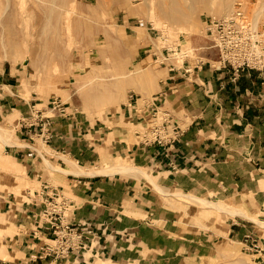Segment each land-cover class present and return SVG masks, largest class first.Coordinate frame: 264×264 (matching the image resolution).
<instances>
[{"label":"crops","instance_id":"crops-1","mask_svg":"<svg viewBox=\"0 0 264 264\" xmlns=\"http://www.w3.org/2000/svg\"><path fill=\"white\" fill-rule=\"evenodd\" d=\"M202 50L195 48V57L179 63L164 47L157 90L123 103L106 119L72 111L57 115L45 143L50 162L60 169H49L39 153L38 128H21L23 146L12 147L13 153L24 156L26 176L36 188L0 198V264H221L228 241L264 264V72L235 74L220 66L212 49ZM11 104L0 97V111ZM153 107L183 129L169 150L145 145L137 134ZM30 151L34 157H26ZM117 160L138 170L109 171ZM54 190L72 204L66 221L93 231L90 247L59 260L40 258L41 246L54 237L39 219ZM167 190L231 200L249 217H229L222 232H197L181 223ZM249 235L258 252L250 249Z\"/></svg>","mask_w":264,"mask_h":264},{"label":"rangeland","instance_id":"rangeland-1","mask_svg":"<svg viewBox=\"0 0 264 264\" xmlns=\"http://www.w3.org/2000/svg\"><path fill=\"white\" fill-rule=\"evenodd\" d=\"M19 1L0 0V97L14 101L0 111L2 199L36 188L26 176L24 157L16 159L12 148L23 146L18 142L22 130L19 123L21 117L31 114L32 106L51 115L48 105L58 98L83 117L106 119L130 102L131 94L144 100L157 90L165 67L164 47L169 50L166 55L170 53L179 63L195 57V48L211 50L205 27L209 16L228 15L243 2L245 10L264 24V0H26L32 17L27 26L34 34L28 41ZM226 5L228 8L221 12ZM139 20L148 25L137 28ZM121 125L130 129L128 124ZM35 138L46 166L60 169L50 162L51 151L45 140ZM136 169L117 160L109 171ZM164 195L178 204L181 223L197 232L225 229L227 219L236 216L238 210L248 215L244 206H236L231 200L208 201L174 190ZM212 203H224L232 209L216 210ZM226 246L219 255L221 264H256L241 251V245L228 241Z\"/></svg>","mask_w":264,"mask_h":264},{"label":"built area","instance_id":"built-area-1","mask_svg":"<svg viewBox=\"0 0 264 264\" xmlns=\"http://www.w3.org/2000/svg\"><path fill=\"white\" fill-rule=\"evenodd\" d=\"M147 25L144 20L138 22L139 27ZM205 27L206 35L210 39L208 48L217 50L221 67L230 68L235 74L244 70L264 72V24L245 10L243 2H239L228 15L209 16L205 20ZM138 99L137 94L129 96L130 102ZM48 106L51 115H46L44 110L37 109V105H34L31 107V114L22 117L19 123L24 129L38 128V135L45 142L51 138V126L56 115L65 116L69 115L70 111L78 112L76 108L68 106L58 98L51 101ZM137 134L143 144H155L169 150L179 142L184 132L180 125L172 120L168 112L159 107H153L150 109L145 128ZM34 156L33 151L26 154L29 158ZM71 208L72 204L68 198L54 190L53 196L46 202L39 217L50 225L54 231V237L41 246L40 258L64 259L75 250L90 247L87 244L89 236L93 235L90 226L82 223L75 225L66 221ZM246 239L254 243L250 249L258 252L256 238L249 235Z\"/></svg>","mask_w":264,"mask_h":264},{"label":"bare ground","instance_id":"bare-ground-1","mask_svg":"<svg viewBox=\"0 0 264 264\" xmlns=\"http://www.w3.org/2000/svg\"><path fill=\"white\" fill-rule=\"evenodd\" d=\"M226 8H228L227 7V5L225 6V7H222L221 8V12H224L225 11V9ZM19 9H20V11L22 12V14L24 13V19H25V22H26V27H25V30H24V37L25 38H27V40H28V38L29 37H34V36H32V35H34V34H32V33H29V30H28V21H29V19L30 18H32V17H30V10L28 9V7H26V0H20L19 1ZM25 12H26V16H25ZM229 13V12H228ZM40 24V23H39ZM37 36V35H36ZM35 36V37H36ZM33 40V39H32ZM29 41V40H28ZM34 42H35V40H34ZM6 143H8V142H6ZM128 168V167H127ZM135 168V167H134ZM129 169H131V167H129ZM132 169H133V167H132ZM126 170H128V169H126ZM136 170H138V169H136ZM131 171V170H130ZM144 175V174H143ZM149 175V174H148ZM148 175H146V173H145V176H148ZM61 189V188H60ZM35 197V196H34ZM192 200V199H191ZM212 204H214V206L216 207V210L219 208V210H221V209H226L227 207H228V205H226V204H221V203H212ZM231 207V206H230ZM214 208V207H213ZM227 209H232V208H227ZM237 210V209H236ZM225 210H223V212H224ZM227 211H229V210H227ZM232 211V210H231ZM222 212V211H221ZM237 214H240V215H245V213H244V211H237L236 212ZM248 216V215H247ZM262 223V222H261ZM264 224V223H263Z\"/></svg>","mask_w":264,"mask_h":264}]
</instances>
